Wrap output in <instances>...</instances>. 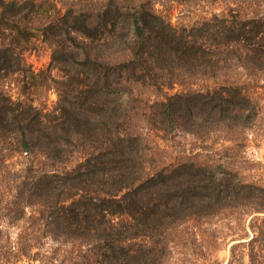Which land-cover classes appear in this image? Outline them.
Listing matches in <instances>:
<instances>
[{"label": "trees", "instance_id": "obj_1", "mask_svg": "<svg viewBox=\"0 0 264 264\" xmlns=\"http://www.w3.org/2000/svg\"><path fill=\"white\" fill-rule=\"evenodd\" d=\"M206 1L0 0V264H216L228 215L226 264H264V182L173 149L260 114L264 0Z\"/></svg>", "mask_w": 264, "mask_h": 264}, {"label": "rangeland", "instance_id": "obj_2", "mask_svg": "<svg viewBox=\"0 0 264 264\" xmlns=\"http://www.w3.org/2000/svg\"><path fill=\"white\" fill-rule=\"evenodd\" d=\"M241 0H208L204 3V8L194 10V13L188 14L190 18H198L200 11L207 13H222L225 7L240 6ZM30 47V46H29ZM27 60L36 71L46 69L50 63V53L46 47H39L26 52ZM52 76H59L58 70L51 69ZM263 88L256 90L257 106L260 114L258 120L245 129L243 132H233L227 135L220 134V129L210 128L208 131L204 128L179 133L172 140L173 149L176 153L185 151L189 155L203 158L204 161H213L222 158L227 162V167L236 172H240L243 179L247 181L264 182V85ZM48 105L52 106L56 102V95L52 91L45 95ZM43 99V98H42ZM231 138V139H230ZM200 159V160H201ZM228 215L215 219L209 226H203L201 230L206 233L212 232L218 236L219 251L215 254L216 264H226L229 257V248L232 243L240 237L238 234L232 235L231 230L235 228L234 218ZM249 219L246 222L248 224ZM214 231V232H213ZM233 232V231H232ZM198 248L197 250H201ZM203 252V251H202ZM199 263V262H198ZM173 264V263H171ZM186 264H196L195 260L189 259Z\"/></svg>", "mask_w": 264, "mask_h": 264}, {"label": "water", "instance_id": "obj_3", "mask_svg": "<svg viewBox=\"0 0 264 264\" xmlns=\"http://www.w3.org/2000/svg\"><path fill=\"white\" fill-rule=\"evenodd\" d=\"M233 244V243H232Z\"/></svg>", "mask_w": 264, "mask_h": 264}]
</instances>
